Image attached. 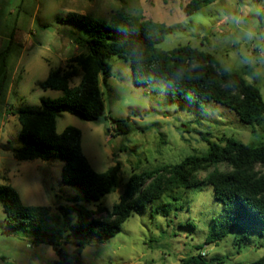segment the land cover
<instances>
[{"label": "rangeland", "instance_id": "374dc122", "mask_svg": "<svg viewBox=\"0 0 264 264\" xmlns=\"http://www.w3.org/2000/svg\"><path fill=\"white\" fill-rule=\"evenodd\" d=\"M189 1L0 0V189H14L25 205L50 206L53 217L43 223L44 227H59L64 216L60 207L71 206L70 199L84 193L63 182V159L20 161L8 148L24 146L18 109L40 107L42 99L55 100L63 95L43 89L39 83L50 71L69 69L73 57L88 52L83 40L87 33L59 20L68 13L107 19L123 8L143 20L161 23L171 28L158 46L161 51L185 44L211 51L226 67L256 84L264 95V0H215L188 16L185 5ZM108 62L111 76L106 81L100 76L104 94L101 118L86 121L65 109L56 125L59 133L67 126L81 130L83 153L96 171L104 172L121 163L119 188L102 198L108 209L120 201L132 174L206 153L208 139L234 135L245 143H264V130L252 133L233 110L217 103L198 108L192 102H172L165 80L155 77L147 85H136L129 62L118 57L108 58ZM77 72L72 86L82 78L79 67ZM113 119L130 121L132 132L117 135ZM174 194L180 200L174 201V209L167 216L153 213L157 202L148 204L137 209L114 237L106 240L73 234L62 248L72 252L84 241L81 254L87 264H184L200 253L209 264H251L264 258V239L256 235L242 247L231 233L218 244L198 248L221 218L223 205L209 185L178 189ZM78 203L95 208L93 202ZM71 216L75 218L76 213ZM33 239L34 233L9 227L0 201V264H56L55 249L36 245Z\"/></svg>", "mask_w": 264, "mask_h": 264}, {"label": "trees", "instance_id": "16d2710c", "mask_svg": "<svg viewBox=\"0 0 264 264\" xmlns=\"http://www.w3.org/2000/svg\"><path fill=\"white\" fill-rule=\"evenodd\" d=\"M212 2L215 0H190L185 11L191 16ZM59 20L87 33L83 40L88 52L73 57L69 69L60 67L50 71L46 80L39 83L43 89L61 91L63 95L55 100L42 99L40 107L18 109L24 146L8 149L20 161L63 159V182L78 187L84 194L70 199L71 206L60 207L64 216L59 227L48 229L43 223L53 217L50 206L25 205L17 191L4 186L0 189V201L9 227L34 233L36 245L52 246L58 255L56 264H87L81 254L84 241L72 252L62 248L73 234L108 240L122 229L137 209L157 202L153 213L167 216L174 209V201L180 200V196L174 194L176 190L209 185L215 199L223 205L221 218L198 248L218 244L231 233L235 234L240 247L253 235L264 239V143H245L234 135H224L216 141L208 139L206 153L192 154L180 162L132 174L120 201L108 209L102 198L119 188L121 163L104 172L96 171L83 153L81 130L67 126L59 133L56 126L65 109L86 121L95 122L101 118L104 94L100 76L103 75L104 81L111 76L108 58L112 57L130 63L136 85H147L159 77L167 82L172 102L181 105L192 102L198 108L217 103L233 110L255 134L264 130L262 90L248 82L245 75L226 67L211 51L187 44L161 51L158 46L171 28L143 20L123 8L107 19L70 12ZM77 67L83 75L80 82L72 86ZM113 123L117 135L133 130V125L125 119H113ZM203 172L206 174L200 178ZM164 198L167 200L162 201ZM82 200L95 203V208L79 204ZM73 213H76L75 218L71 216ZM216 260L223 262V258ZM184 264L209 263L200 253L185 260ZM251 264H264V258Z\"/></svg>", "mask_w": 264, "mask_h": 264}]
</instances>
